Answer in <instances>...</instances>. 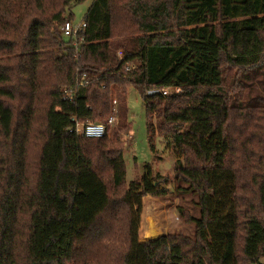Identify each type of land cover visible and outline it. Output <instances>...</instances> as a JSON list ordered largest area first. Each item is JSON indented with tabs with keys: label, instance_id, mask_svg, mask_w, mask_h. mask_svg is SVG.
<instances>
[{
	"label": "trees",
	"instance_id": "16d2710c",
	"mask_svg": "<svg viewBox=\"0 0 264 264\" xmlns=\"http://www.w3.org/2000/svg\"><path fill=\"white\" fill-rule=\"evenodd\" d=\"M83 1L0 0V264H74L87 253L80 243L110 202L98 165L116 186L127 184L122 147L101 159L93 153L113 149L131 129L130 85L142 94L151 144L158 133L177 154L173 192L196 195L198 214L187 216L194 236L147 241L132 221L123 262L264 264V135L228 132L222 69L223 60L262 63L264 0H94L78 50L61 26ZM119 25L134 28L130 43L112 41ZM70 87L75 102L63 97ZM114 113L104 136L70 130L75 119L107 122ZM38 135L34 175L28 149ZM168 177L146 165L125 201L140 208L145 195L165 197Z\"/></svg>",
	"mask_w": 264,
	"mask_h": 264
},
{
	"label": "rangeland",
	"instance_id": "374dc122",
	"mask_svg": "<svg viewBox=\"0 0 264 264\" xmlns=\"http://www.w3.org/2000/svg\"><path fill=\"white\" fill-rule=\"evenodd\" d=\"M94 0H85L72 6L69 13L73 14V21L79 23L83 21ZM127 27L116 29L118 35L112 38L114 43H130L137 34ZM69 40V36H64ZM125 47V46H124ZM123 46L119 49H124ZM118 49V50H119ZM117 50V52H118ZM224 73L223 87L227 93V105L229 107L228 132L241 140L249 133L256 132L264 135V56L261 64L252 66H237L222 61ZM126 104L128 108V120L131 122V129L120 131V141L116 146L94 152L95 159H101L104 155H111L115 148L124 149L126 161V185L116 186L109 173V167H101V174L105 178L110 202L106 211L91 226L87 237L80 243V247L85 246L87 253L76 259L74 264H125L123 254L127 249L130 239L128 229L132 221L140 222L144 210V201L148 200L156 228L162 235L181 234L194 236L195 224L187 216L198 214V209L193 203L197 200L194 194L177 195L173 192L176 183L175 162L177 154L170 151L163 138L156 133L152 144L149 138L147 115L141 92L133 85L127 89ZM44 116L40 114L39 122L44 121ZM117 122V121H116ZM116 125V124H115ZM110 127L108 137H113L116 126ZM241 135V136H240ZM41 138H32L29 145L30 171L37 175V165L41 156ZM146 165H151L154 172L169 176L170 190L165 197L145 195L142 198V206L128 204L124 195L130 184L135 179H142L145 174ZM181 208V209H180ZM185 212L184 215L181 212ZM139 230V234H140ZM88 246V247H87ZM90 246L94 249L88 252ZM240 253V254H239ZM241 263L244 257L241 247L238 248ZM117 256L118 260H114ZM114 260V261H113ZM113 261V262H112ZM264 263V255L261 257ZM254 264V263H251Z\"/></svg>",
	"mask_w": 264,
	"mask_h": 264
},
{
	"label": "built area",
	"instance_id": "2783aa9c",
	"mask_svg": "<svg viewBox=\"0 0 264 264\" xmlns=\"http://www.w3.org/2000/svg\"><path fill=\"white\" fill-rule=\"evenodd\" d=\"M87 27L86 21H81L79 23L74 22L72 19H67L61 26V34L65 36H69L73 39L74 46L79 50V39L81 41L84 39L83 34ZM120 59H123L125 56L124 49H119L117 52ZM136 65L135 61H130L127 64V70L134 67ZM83 84V82H82ZM76 88L70 87L67 89L63 95L64 99H68L72 102L76 101L77 92ZM180 90L178 87H167L164 88L163 93L167 94L173 91ZM118 121L117 113H114L109 117L107 122H95L92 120L81 121L79 119H75V125L70 128L71 131L86 135L89 137H101L104 136L108 131V125L113 124Z\"/></svg>",
	"mask_w": 264,
	"mask_h": 264
},
{
	"label": "water",
	"instance_id": "95a60500",
	"mask_svg": "<svg viewBox=\"0 0 264 264\" xmlns=\"http://www.w3.org/2000/svg\"><path fill=\"white\" fill-rule=\"evenodd\" d=\"M162 236L160 231L156 228L154 223V218L152 216V210L148 200L144 201V210L141 216V230H140V240L147 241L156 239Z\"/></svg>",
	"mask_w": 264,
	"mask_h": 264
}]
</instances>
